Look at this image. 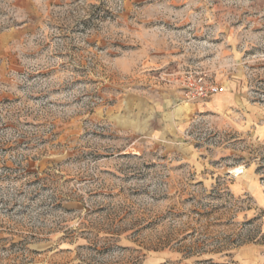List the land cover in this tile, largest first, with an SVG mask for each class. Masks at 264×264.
<instances>
[{"label":"rangeland","instance_id":"rangeland-1","mask_svg":"<svg viewBox=\"0 0 264 264\" xmlns=\"http://www.w3.org/2000/svg\"><path fill=\"white\" fill-rule=\"evenodd\" d=\"M257 125L264 0H0V264H264Z\"/></svg>","mask_w":264,"mask_h":264},{"label":"built area","instance_id":"built-area-1","mask_svg":"<svg viewBox=\"0 0 264 264\" xmlns=\"http://www.w3.org/2000/svg\"><path fill=\"white\" fill-rule=\"evenodd\" d=\"M220 90L221 86L202 76L194 78L193 82L188 81L184 84V96L188 100H203L213 94L219 93Z\"/></svg>","mask_w":264,"mask_h":264},{"label":"crops","instance_id":"crops-1","mask_svg":"<svg viewBox=\"0 0 264 264\" xmlns=\"http://www.w3.org/2000/svg\"><path fill=\"white\" fill-rule=\"evenodd\" d=\"M254 130L257 132V135H263L264 136V125H257L256 127L254 126ZM247 258H250V257H247V256L243 257L244 262H246ZM248 261H250V260L248 259L247 262Z\"/></svg>","mask_w":264,"mask_h":264}]
</instances>
